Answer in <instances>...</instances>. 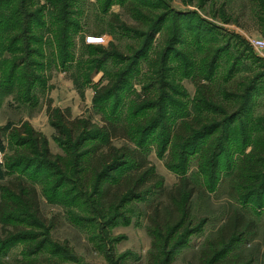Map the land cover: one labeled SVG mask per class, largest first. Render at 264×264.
<instances>
[{
  "label": "rangeland",
  "instance_id": "374dc122",
  "mask_svg": "<svg viewBox=\"0 0 264 264\" xmlns=\"http://www.w3.org/2000/svg\"><path fill=\"white\" fill-rule=\"evenodd\" d=\"M0 13L16 22L0 39V203L23 181L38 204L0 210V264H264V192L232 182L264 151V0H0ZM225 105L244 111L228 122ZM203 115L216 139L230 131L214 187L196 158L167 166L170 127ZM124 148L154 173L134 195ZM184 169L197 192L159 259L150 220L178 218Z\"/></svg>",
  "mask_w": 264,
  "mask_h": 264
},
{
  "label": "trees",
  "instance_id": "16d2710c",
  "mask_svg": "<svg viewBox=\"0 0 264 264\" xmlns=\"http://www.w3.org/2000/svg\"><path fill=\"white\" fill-rule=\"evenodd\" d=\"M6 8V7H5ZM10 12V11H8ZM4 17L0 13V39L9 31V28L15 29L16 22L14 20L13 13H6ZM4 17V18H2ZM7 20L5 21V19ZM55 24L57 26H61L60 18H56ZM59 24V25H58ZM45 27V25H44ZM2 41H0L1 43ZM2 45V44H1ZM20 68V66H14L11 68V72L6 74L4 78L5 87L11 86L10 79L14 81L13 78L17 73L15 70ZM14 69V71H13ZM4 84V83H3ZM4 86V85H3ZM14 90V89H12ZM216 103L219 102L215 94L210 96ZM236 106H226L225 108L221 107L219 110L227 117V121L236 120L244 111V106L242 105L239 109L235 110ZM80 121L74 120L73 123L77 124ZM208 122V118L203 115L199 116L198 118H185L179 123L177 126L170 127L168 137L169 143H172L171 146V155L170 160L171 164L167 163L168 168L175 169L177 164H181L182 162H188L190 158H196V160L200 163V170L207 178V181L212 184L216 183V180L220 176V168H221V159L220 156L224 152V147L227 145L230 137L229 129H224L223 134L225 137L216 139L217 130L220 128L221 125L212 124L210 126L206 125ZM211 122V121H210ZM107 134L112 138L113 136H118V132L116 127L111 125V129L108 128ZM39 136H42L38 133ZM210 135L211 137L208 141H205L202 145H200V140L205 138L206 136ZM109 138V140H110ZM225 139V140H223ZM44 149L45 151L52 157H57L51 153L49 149V144L46 138H44ZM110 144V143H108ZM115 150V149H111ZM117 150V149H116ZM122 155L120 156V160H130L131 167L138 172V178H134V175L131 173L127 175L125 178L131 181L133 187H131V191H133V195L135 193L141 192L138 187L148 179V177L153 173V169L148 170L149 160L147 158V152H142L140 149H129L124 148L119 150ZM262 164V166H261ZM102 178H100L101 182L103 181V176L106 174L103 169H101ZM142 172L141 175H139ZM101 173L98 174V176ZM185 177L181 179V186L178 190V193L174 196L175 202L177 204L178 209V218L172 221H167L164 224H161L157 221L158 214L155 215L156 217L151 218V227L150 230L153 232V249H157L159 251V259H161V251L166 247L167 244H170L171 238L175 232L181 229L183 225H185L186 221L188 220L191 208L190 202L195 193L197 192L195 185L190 181V178H186L187 169H184ZM150 178V177H149ZM232 182L237 187H240L241 191L246 193H257L256 187L262 189L264 192V151L261 150L258 153V149L254 147L251 152L243 157V159L238 163L236 171L234 173ZM162 186V181L159 183ZM214 187V186H213ZM3 191L5 196L9 199L14 201V206L11 209L7 207L4 208V202L0 203V210L1 213L6 218L14 217L15 215V207L16 209L22 206L23 208H18L20 210H24V208H30L34 206L37 210V193L36 189L30 186H27L25 182H21L16 185L15 188H7L3 187ZM27 194L32 195V199L28 198ZM238 221V219H237ZM239 234L234 233L228 241L224 244L225 246H230L233 244L235 238L238 237ZM232 246V245H231ZM218 247L215 249V251ZM221 252V251H219ZM217 251L216 254L219 253ZM152 256V254H151ZM152 264H154L151 258Z\"/></svg>",
  "mask_w": 264,
  "mask_h": 264
},
{
  "label": "built area",
  "instance_id": "2783aa9c",
  "mask_svg": "<svg viewBox=\"0 0 264 264\" xmlns=\"http://www.w3.org/2000/svg\"><path fill=\"white\" fill-rule=\"evenodd\" d=\"M252 43L256 48L264 49V40L263 39H252Z\"/></svg>",
  "mask_w": 264,
  "mask_h": 264
}]
</instances>
